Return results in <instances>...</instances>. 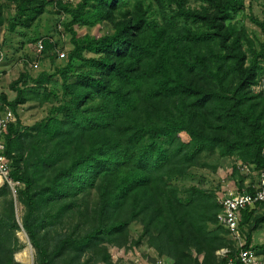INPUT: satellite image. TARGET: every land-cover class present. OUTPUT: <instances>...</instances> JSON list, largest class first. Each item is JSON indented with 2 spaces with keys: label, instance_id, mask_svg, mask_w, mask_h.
<instances>
[{
  "label": "trees",
  "instance_id": "1",
  "mask_svg": "<svg viewBox=\"0 0 264 264\" xmlns=\"http://www.w3.org/2000/svg\"><path fill=\"white\" fill-rule=\"evenodd\" d=\"M6 2L17 9L12 32L31 28L54 3L69 17L63 29L73 51L66 67L32 80L31 89L20 87L30 79L21 75L11 84L13 101L0 93V113L8 108L17 118L3 133V155L24 209L21 226L3 181L0 264H21L15 260L24 249L21 229L36 264H115L108 246H127L135 224L142 228L136 244L146 240L167 264H226L236 257L218 221L216 193L176 182L207 156L235 159L239 191L245 179L238 163L264 171V93L257 91L264 43L257 47L237 21L245 1ZM251 21L264 34V21ZM102 25L110 28L103 36L76 30ZM43 43L44 53L56 48L50 39ZM55 77L62 94L47 88ZM30 101L51 108L28 127L18 111ZM263 205L243 211L246 249L255 251L252 236L264 224L255 209ZM224 249L231 252L226 258L218 255Z\"/></svg>",
  "mask_w": 264,
  "mask_h": 264
},
{
  "label": "rangeland",
  "instance_id": "2",
  "mask_svg": "<svg viewBox=\"0 0 264 264\" xmlns=\"http://www.w3.org/2000/svg\"><path fill=\"white\" fill-rule=\"evenodd\" d=\"M64 1L76 3L75 0ZM244 1L245 12L237 18V21L241 23V27L245 28L248 35L255 41L256 46L260 47L264 43V34L251 21V17L264 21V0ZM191 4L194 7L198 5L194 0H192ZM0 14L2 15V19H0V43H2L6 53L4 61L0 63V93H5L9 100L13 101L16 98V93L11 90V84L17 81L21 75H27L30 79L27 81V86L22 84L20 87L31 89L34 86L33 81L38 80L42 74L53 75L58 69L67 66L69 55L73 51V45L71 43V35L64 31L63 26L69 22V17L60 15L54 3H49L45 14L31 28L20 26L16 32H12L10 25L17 18L16 6L8 4L6 0H0ZM76 30L81 37L87 34L103 36L110 31V28L108 25H102L91 30L85 28H76ZM47 39H50L56 45V48L48 50L47 53L39 56L38 43ZM61 54L64 56L61 57ZM33 64H38L39 68L34 69ZM47 88L62 94L61 79L55 77L47 85ZM41 93H43V90ZM50 108L51 104L30 101L19 108V119L23 126H32L45 119L49 114ZM4 112H1L0 116H3ZM8 163L10 165L9 161ZM235 163V159H222L218 155L204 157L202 167L193 169L189 177L176 183L181 189L203 186L208 190L214 191L218 197L248 191L251 186L257 187L260 183L258 173L250 171V167L238 163L237 167L240 170L241 178L245 179L244 188L239 191L238 182L232 176V165ZM17 186H11L10 199H14L18 220L22 226L24 209L18 201L15 189ZM255 212V217L264 218V205L257 207ZM248 230V226L241 229L243 239H246ZM141 234L142 228L135 224L131 227V239L127 246L122 248L113 245L108 246L115 264H150L157 260L166 261L157 255L155 250L147 244L146 240H143L139 245L136 244ZM18 237L24 245V249L15 255V260L21 264H36V250L33 248L27 233L21 229ZM251 245L255 248L257 255L264 260V224L253 233Z\"/></svg>",
  "mask_w": 264,
  "mask_h": 264
},
{
  "label": "built area",
  "instance_id": "3",
  "mask_svg": "<svg viewBox=\"0 0 264 264\" xmlns=\"http://www.w3.org/2000/svg\"><path fill=\"white\" fill-rule=\"evenodd\" d=\"M45 47L43 40L38 43V55L42 56L44 54ZM5 49L0 43V63L4 61ZM64 55L61 54V57ZM34 69H38V64L32 65ZM258 92L264 93V77L261 80L258 88ZM16 118L12 111L6 108L3 116H0V184L3 181H7L10 186L19 185L18 183H13L10 178V166L8 160L3 155L5 150V145L2 140L3 133L7 130L10 123H15ZM260 183L257 187H253L255 192L250 193L248 191L236 192L218 197L219 204L222 207L221 213L218 215V221L220 226L225 228L229 232V239L234 242L237 254L234 258H228L226 264H264V260L259 257L255 251L251 248L246 249V240L243 239L241 234V221L243 218V211L248 208L255 206L256 204L264 203V171L260 174ZM14 188V187H13ZM230 250L224 249L218 253L222 258H226L230 254ZM151 264H167L163 260H157Z\"/></svg>",
  "mask_w": 264,
  "mask_h": 264
}]
</instances>
